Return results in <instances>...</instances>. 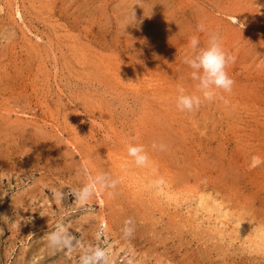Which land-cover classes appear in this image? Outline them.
Masks as SVG:
<instances>
[{
  "label": "rangeland",
  "instance_id": "obj_1",
  "mask_svg": "<svg viewBox=\"0 0 264 264\" xmlns=\"http://www.w3.org/2000/svg\"><path fill=\"white\" fill-rule=\"evenodd\" d=\"M210 31L232 90L180 111L188 39ZM97 172L119 183L77 203ZM59 226L71 248L48 246ZM87 246L110 264H264V0H0V264H80Z\"/></svg>",
  "mask_w": 264,
  "mask_h": 264
},
{
  "label": "clouds",
  "instance_id": "obj_2",
  "mask_svg": "<svg viewBox=\"0 0 264 264\" xmlns=\"http://www.w3.org/2000/svg\"><path fill=\"white\" fill-rule=\"evenodd\" d=\"M204 31L205 26H197ZM235 57L229 53L222 43V37L215 31L208 33L206 41L201 44L196 35L188 39L187 51L182 63L189 69L188 76L192 81L194 91L189 92L183 85L177 86L175 97L176 107L180 111L191 112L197 109L203 102H211L222 91L231 92L234 81L227 72V66L234 62ZM153 148L157 147L153 143ZM163 149V145H159ZM127 156L139 167L149 162V155L143 144L128 143L126 145ZM253 166L260 163L259 157H253ZM119 178L113 177L106 172H97L95 175H88L87 180L80 186L72 189L76 196L77 203H87L98 191L115 188ZM153 186L163 184V179L154 180ZM129 223L128 221L125 222ZM131 229L125 227V235L130 234ZM73 237L67 233V229L59 226L47 236L48 246L52 249L71 248ZM80 264H110V255L106 249L100 247H82L79 257Z\"/></svg>",
  "mask_w": 264,
  "mask_h": 264
},
{
  "label": "bare ground",
  "instance_id": "obj_3",
  "mask_svg": "<svg viewBox=\"0 0 264 264\" xmlns=\"http://www.w3.org/2000/svg\"><path fill=\"white\" fill-rule=\"evenodd\" d=\"M130 2V1H129ZM195 2V1H194ZM150 3V2H149ZM164 11V10H163ZM232 17H234V16H232ZM184 19V18H183ZM238 20V19H237ZM149 139V138H148ZM154 139V138H153ZM153 141V140H152ZM152 141H150L151 143H152ZM155 141H157V140H155ZM160 143V142H159ZM148 145V144H147ZM158 145V144H157ZM164 145V144H163ZM173 148V147H172ZM159 150V149H158ZM156 152V151H155ZM171 152V151H170ZM169 153V152H168ZM166 154V153H165ZM149 155V154H148ZM162 155V154H161ZM115 156V155H114ZM160 156V155H159ZM150 158H151V156H150ZM164 160V159H163ZM165 161V160H164ZM122 162V161H121ZM161 162V161H160ZM109 163V162H108ZM116 163H117V161H116ZM155 163V162H154ZM158 164V163H157ZM149 166V165H148ZM162 166V165H161ZM123 167H125V166H123ZM128 167V166H127ZM145 167V166H144ZM159 167V166H158ZM142 168V167H141ZM160 168V167H159ZM124 169V168H123ZM133 170V169H132ZM142 170H144V169H142ZM146 170V169H145ZM148 170V169H147ZM138 171V170H137ZM145 172H147V171H145ZM154 172V171H153ZM143 173H144V171H143ZM155 173V172H154ZM145 174V173H144ZM156 174V173H155ZM169 174V173H168ZM175 175V174H174ZM146 176V175H145ZM151 176V175H150ZM157 176V175H156ZM169 176H171L170 174H169ZM147 177H149V176H147ZM167 177V176H166ZM157 178V177H156ZM153 179H155V178H153ZM144 180V179H143ZM149 180V179H148ZM145 181V180H144ZM153 182V181H152ZM167 182V181H166ZM145 184V183H144ZM129 186V185H128ZM172 187V186H171ZM180 187V186H179ZM190 188V187H189ZM155 189V188H154ZM159 189H161V188H159ZM188 189V188H187ZM158 190V189H157ZM170 190V189H169ZM157 192V191H156ZM167 194V193H166ZM173 198V197H172ZM117 200V199H116ZM174 200V199H173ZM102 221V223H103V220H101Z\"/></svg>",
  "mask_w": 264,
  "mask_h": 264
}]
</instances>
